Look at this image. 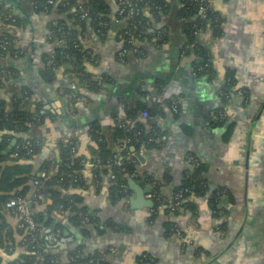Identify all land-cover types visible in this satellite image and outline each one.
I'll return each instance as SVG.
<instances>
[{
	"label": "crops",
	"instance_id": "0c3cea01",
	"mask_svg": "<svg viewBox=\"0 0 264 264\" xmlns=\"http://www.w3.org/2000/svg\"><path fill=\"white\" fill-rule=\"evenodd\" d=\"M107 2L116 22L120 6L116 0ZM208 5L214 17L198 36L208 51V74L199 75L193 65L197 57L183 51L173 25L164 39L152 28L173 18L155 21L147 12L151 35L138 42L142 54L120 57L123 37L116 26L105 37L92 31L83 38L90 52L82 67L87 78L77 80L75 96L70 94V65L46 63L58 47L47 22L66 14L29 10L28 20L16 29L17 51L11 57L20 80L29 86L31 100L48 105L51 113L38 127L42 150L33 162L38 166L47 156L50 163L51 158L60 162L59 147L75 139L70 152L81 158L85 187L71 185L63 195L78 197L100 220L98 231L89 227L91 234L83 236L82 228L69 224V210L50 211L51 198L41 203L44 219L54 216L62 222V237L70 239L52 245L63 257L68 247L81 245L86 252L103 251L111 264H264V0H208ZM227 83L232 85L229 97L220 94ZM10 89L9 84L0 88V98L11 97ZM14 89L20 91L17 85ZM172 100L178 102L177 111ZM156 103L162 110L143 117L141 104L153 109ZM219 109L226 121L218 118ZM119 123L139 126L151 141L131 145V154L137 151L145 160L135 156L136 173L122 199L111 191L112 167L93 165L98 137L110 139ZM189 153L201 162L203 186L195 183L199 189L190 195L192 209L176 216L177 235L165 224L170 212L153 209L155 189L168 195L182 187ZM2 214L11 231L7 237L12 234L19 243L16 217L4 209ZM15 251L19 256L26 249L17 246Z\"/></svg>",
	"mask_w": 264,
	"mask_h": 264
},
{
	"label": "trees",
	"instance_id": "16d2710c",
	"mask_svg": "<svg viewBox=\"0 0 264 264\" xmlns=\"http://www.w3.org/2000/svg\"><path fill=\"white\" fill-rule=\"evenodd\" d=\"M118 4L121 0H116ZM137 8L140 9L138 13H133L131 8L126 6L124 12L120 14L117 21H113L110 17V7L107 0H60L53 5L47 4L46 0H0V37H16V29L23 25L28 20V14L34 10L37 13L42 12L46 15H50L56 12L57 15L66 14L65 17H56L47 22V28L50 30L52 39H57L60 33H64L66 36L65 45H58L54 54L48 55L56 63H67L70 65L73 77L85 82L86 75L84 74L82 67L83 61L90 56L88 49L82 46V40L84 37L90 35L93 31L98 33L99 36L105 37L108 32L117 27L122 32L123 42L122 49H131L132 46L128 44V39L132 38L127 35V31H138L140 24H146L149 27V15L150 13L155 21H159L163 17L173 18V22L166 23L163 27L154 31H162L163 37H167L170 33V26L176 30L177 37L181 39V42L191 43L198 41L200 44L196 50L199 62L194 61L193 65L195 69L202 68L199 71L200 74H208L211 64L208 59L207 48L202 45L199 39V34H194V30L199 27L203 31L207 29L211 24L207 20L202 21L200 19V13L198 4L195 0H130ZM208 3V0H206ZM16 5V9L13 7ZM33 5V6H32ZM121 6V5H120ZM156 6L162 8V11L156 10ZM28 7V9L26 8ZM30 10V11H29ZM18 11H20L18 13ZM87 12L86 16H83V12ZM210 21L214 14L209 12ZM150 33L141 29L139 36L134 35L137 46L139 41H142L145 37L150 36ZM164 39V38H162ZM75 44H78L75 46ZM140 47V46H139ZM15 44L8 47L7 51L0 49V67L8 71L16 72V75L6 77L0 80V88L5 84L11 86V97L6 96L0 98V252L10 256L12 259L9 261L4 260L3 254H0V264H111L106 256L101 254L103 251L94 250L86 252L81 245L70 246L66 251V255L63 257L61 251L57 250L52 245L49 246L47 252L43 253L40 260H36L34 251L31 248L32 243L22 242L15 243L12 234L7 237L11 231L7 225V222L3 220V204L11 196L28 197L35 190L29 182L34 183V187L38 188L41 198L40 203H43L48 198L52 199V203L48 206L49 210L66 211L69 210L68 216L69 224L76 228H82L83 236H89L91 230L89 227H94L99 230V218L94 217L86 207L81 205L80 199L75 195L65 194L63 191L69 188L71 185L85 187L82 180L81 170L84 165L81 163V158L76 156L75 151H71L75 139L71 140V143L66 146L62 144L59 147L60 162L56 158L54 159V171L57 173H63L64 179L58 180V176L54 175L48 180H44L40 176V172L48 170L50 168V160L48 156L43 159L38 166L34 164V156H37L42 150L41 138L38 135V127L45 121L47 117L51 116L48 109L41 101L33 102L31 100V90L27 84H24L20 80L19 68L14 64L12 57L16 52ZM126 55V59L128 58ZM45 74L48 72L45 70ZM19 86L20 91L17 93L16 89L12 86ZM92 86V85H91ZM225 89L232 92L231 83L225 85ZM75 91L71 90L70 94L73 96ZM32 104H35L34 109H31ZM157 107V108H156ZM179 108V105H178ZM140 109L146 110L148 114L162 110L161 107L153 106V109H147L145 104H141ZM40 110H44L45 113L41 114L38 119L34 116ZM136 111H132L131 118L135 116ZM140 127L130 128L126 124L119 123L114 127L112 137L109 139L104 135H101V140H97V147L95 150V157L101 158L106 161L109 158L123 157L122 170L120 167L112 166L113 169V182L111 191L116 194L117 199L125 198L129 191V176L136 173L137 159L131 154L130 147L135 145L137 148L145 141L146 144H150L151 141L143 137ZM138 131V132H137ZM137 133H141L137 135ZM26 135V136H24ZM126 137L130 138L124 150L119 151L118 145H121V141ZM15 141L12 143V140ZM146 139V140H145ZM30 141L35 145V154L31 157L23 156L24 150L20 148L25 142ZM38 141V143H36ZM18 150L19 153L15 156ZM131 155L133 161L125 158V156ZM10 162L11 164H6ZM107 166V165H103ZM102 166V167H103ZM78 172L77 176H81L76 181H72L73 172ZM188 179L183 183L182 187H186L189 192L186 194L182 201V209L191 210V202L189 201L190 195L197 191L195 187L199 180L200 167H194L188 170ZM35 181H39V184H35ZM125 185L126 190L123 191L120 185ZM199 189V188H198ZM178 190V189H177ZM157 195L155 205L153 209L165 207L167 195L161 194L159 189H155ZM165 212H169V208L165 207ZM50 214V213H49ZM168 220L165 223L166 227H171L177 224L175 218L179 215V212L168 213ZM175 214V215H174ZM38 221L51 225L55 223L59 228V232L62 235L64 226L62 222H56L54 216H49L44 219L43 212L38 210L35 213ZM167 215V214H166ZM87 216L88 221L82 222V217ZM91 225V226H89ZM18 230L19 235L21 234ZM25 247L24 253L16 256L15 248ZM112 245H106L105 248H109ZM93 260V262H91Z\"/></svg>",
	"mask_w": 264,
	"mask_h": 264
},
{
	"label": "built area",
	"instance_id": "2783aa9c",
	"mask_svg": "<svg viewBox=\"0 0 264 264\" xmlns=\"http://www.w3.org/2000/svg\"><path fill=\"white\" fill-rule=\"evenodd\" d=\"M56 1L60 0H46L47 4L53 5ZM198 4L199 13H200V19L202 21H205L209 19V6L205 3V0H195ZM121 5V6H120ZM120 6V14H122L126 8V6L130 7L133 13H138L140 11L139 8L136 7L135 4H133L130 0H121L119 3ZM156 10L162 11V8L159 6L155 7ZM83 16H86L87 12H83ZM141 29L144 31L148 30V26L146 24H140L138 26V31L134 34L135 30L133 31H127V35H129L132 38L128 39V44L132 46L131 49H121L120 51V57L122 59H125L127 54L133 53V54H142V50L135 44H137V41H135V36H139L141 33ZM201 28L197 27L194 30V34H197ZM158 37L163 38L164 33L160 30L156 31ZM59 45H65L67 43L66 36L64 33H60V36L56 39ZM12 44H15V38L11 37H0V49L2 51H7L8 47ZM78 44H75L77 46ZM84 47V45H82ZM85 48V47H84ZM198 48V42L193 41L191 43H183V51L188 52L189 50H196ZM49 64H52V61H48ZM202 68H199L201 70ZM16 75V72L8 71L4 68L0 67V80L5 79L6 77ZM77 87V82L71 83V88L75 89ZM239 95H242V91H238ZM221 95L228 97L227 92H222ZM148 98V96H147ZM171 107L174 111L177 110V103L175 101L172 102ZM44 111L40 110L37 114H35L34 118L38 119L41 114H43ZM142 116L147 117L148 112L146 110L142 111ZM130 141V139H125L123 143L118 147L119 151H122L125 149L127 143ZM38 143V141H36ZM20 148L24 150L22 153L23 156L31 157L35 154V145L31 143L30 141L25 142ZM18 150L14 155H17ZM123 157H117V158H109L106 161H103L99 157H95L93 159V165L95 167H102L103 165L108 166H115L120 167L122 170V160ZM126 159L133 161V157L131 155L125 156ZM186 164L193 166L198 164V160L193 155L186 156ZM54 160L51 158V165L48 170H44L40 172V176L44 180L50 179L52 176L56 175L58 176V180H63L64 175L63 173H57L54 171ZM79 173V171L77 172ZM75 171L73 172L72 181H76L78 178V174ZM114 177V175H113ZM39 181H35V184H39ZM121 189L123 191L126 190L125 185H120ZM35 191L28 197H22V196H11L8 197V199L3 204L4 211H9L14 214L16 217V228L20 230L21 234L20 239L22 242H30L32 243L31 248L34 251L35 259L40 260V257L43 253L47 252L50 245L57 244L60 242L69 241V238H63L62 235L59 232V228L56 226L55 223H52L51 225H46L45 223L38 221L35 213L38 211L41 203L39 202V199L41 198V194L39 193V189L35 187ZM188 191L186 187L180 188L178 190L172 191L170 195L168 196L166 200V206L169 208L170 213H174L178 210H180L181 203L184 197V194ZM88 221L87 216L82 217V222L86 223ZM170 229L173 231V233L179 235L180 229L177 226V224H174L170 227ZM93 262V260H91Z\"/></svg>",
	"mask_w": 264,
	"mask_h": 264
},
{
	"label": "flooded vegetation",
	"instance_id": "af4514ba",
	"mask_svg": "<svg viewBox=\"0 0 264 264\" xmlns=\"http://www.w3.org/2000/svg\"><path fill=\"white\" fill-rule=\"evenodd\" d=\"M205 3L208 5V3L206 2V0H205ZM208 6H209V5H208ZM210 11H211V10H210V7H209V12H210ZM209 21H210V17H209V19H208V23H209ZM201 32H203L202 29H201L198 33H201ZM197 42H198V41H197ZM183 43H185V42H184V41L182 42V45H181L182 49H183ZM57 44H58V42H57ZM199 44H200V43L198 42V46H199ZM58 45H59V44H58ZM138 47H139V46H138ZM197 49H198V48H197ZM197 49H196V50H197ZM196 50H189V51H190V52H193V55H195V56L197 57V58L195 57V58H196L195 61H196V62H199V59H198L199 57H198V55H197ZM88 51H89V50H88ZM189 51H188V52H189ZM125 59H126V58H125ZM50 60L52 61V64H49V63H48V61H50ZM46 63H47V65L52 66L53 63H54V61H53L52 59L49 58V59L46 60ZM200 68H201V67H200ZM196 70H198V72L201 71V70H199V68H197ZM73 82H77V79L74 78V80L72 81V83H73ZM77 83H78V82H77ZM77 88H78V84H77V87H76L75 89H73V90H77ZM238 91H242V90H238ZM238 91L236 92L237 95H239V94H238ZM222 92H227L229 96H230V94L232 93V92H229V91H227V90H222V91L220 92V94H221ZM243 95H244V91H242V95H239V96H243ZM229 96H228V97H229ZM173 101H175V102L177 103V110H178V102H177L176 100H172V101L170 102V106H171V104H172ZM168 105H169V104H168ZM45 108L47 109V107H45ZM171 108H172V107H171ZM177 110H176V111H177ZM43 111H44V110H43ZM44 113H45V112H44ZM148 115H149V114H148ZM217 115H218V118H219L221 121H226V115H225V113H224L221 109L217 110ZM137 135H139V133H138ZM98 140H101V137H100V136L98 137ZM119 146H120V145H119ZM119 146H118V147H119ZM118 147H117V149H118ZM118 150H119V149H118ZM188 155H193V156H195V157L197 158V160H198V164H197V165H194V167H199V166H201V162H200L199 158H198L195 154H191V153L186 154V155L184 156V158L186 159V156H188ZM133 156H134V155H133ZM134 157H135V156H134ZM94 158H95V157H94ZM135 158H136V157H135ZM136 159H137V158H136ZM185 162H186V161H185ZM137 163H138V160H137ZM137 165H138V164H137ZM107 166H108V165H107ZM187 166L190 167L191 169L194 168L193 166H190V165H187ZM109 167H112V166H109ZM199 174H200V173H199ZM133 175H134V174L130 175L129 178L133 177ZM199 177H200V178H199L198 182L203 186V182H202L203 180L201 179V175H199ZM157 186H158V185H157ZM181 188H184V187H181ZM177 189H180V188H177ZM177 189H174V190H172V191H175V190H177ZM172 191H171V192H172ZM171 192H170V193H171ZM188 192H189V190L184 194V197L186 196V194H187ZM218 192L222 194L223 190H218ZM170 193H169L167 196H169ZM184 197H183V199H184ZM182 201H183V200H182ZM164 205H165V207H167L166 204H164ZM167 208H168V207H167ZM181 211H182V204H181L180 210H178V211H176V212H179V214H180V213H182ZM169 212H170V210H169ZM174 213H175V212H174ZM174 215H175V214H174ZM176 216H177V215H176ZM177 226L179 227L178 223H177ZM179 229H180V227H179Z\"/></svg>",
	"mask_w": 264,
	"mask_h": 264
},
{
	"label": "water",
	"instance_id": "95a60500",
	"mask_svg": "<svg viewBox=\"0 0 264 264\" xmlns=\"http://www.w3.org/2000/svg\"><path fill=\"white\" fill-rule=\"evenodd\" d=\"M76 91V90H75ZM47 108H48V105H47ZM24 136H26V135H24ZM135 156L141 161V162H143L144 160H145V158L142 156V155H140L139 154V152H137V151H135ZM187 169L189 170V169H191L190 167H187ZM128 181H129V179H128ZM50 211H48V213H49ZM57 214V213H56ZM58 216H63V215H60V214H57ZM66 215H68V213H66Z\"/></svg>",
	"mask_w": 264,
	"mask_h": 264
}]
</instances>
